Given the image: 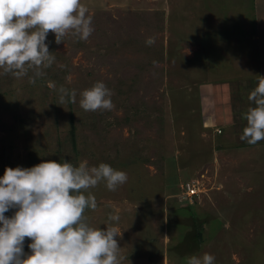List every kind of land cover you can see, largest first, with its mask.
<instances>
[{"label":"rangeland","instance_id":"rangeland-1","mask_svg":"<svg viewBox=\"0 0 264 264\" xmlns=\"http://www.w3.org/2000/svg\"><path fill=\"white\" fill-rule=\"evenodd\" d=\"M80 2L92 34L56 44L49 32L56 58L35 84L31 69L21 79L0 69V177L47 160L106 163L127 181L88 189L96 208L84 216L118 229L120 264L204 253L214 264H264V140H240L248 94L264 76V0ZM98 81L114 108L86 112L80 93ZM61 86L75 103H59ZM189 182L191 204L181 195Z\"/></svg>","mask_w":264,"mask_h":264},{"label":"clouds","instance_id":"clouds-1","mask_svg":"<svg viewBox=\"0 0 264 264\" xmlns=\"http://www.w3.org/2000/svg\"><path fill=\"white\" fill-rule=\"evenodd\" d=\"M80 0H0V69L16 79L34 74L35 84L50 67L55 54L45 43L49 32L60 44L67 35L87 40L92 34V17ZM155 37H148L152 46ZM248 94L254 106L247 109L241 141L250 145L264 140V76ZM49 87L55 89L54 84ZM59 103H75L76 91L61 86ZM112 91L96 82L80 93L79 106L86 112L114 108ZM105 182L109 191L127 181V174L106 163L89 167L70 162L42 161L30 168L4 169L0 177V264H120L118 229L89 226L85 209H95L96 199L88 189ZM17 209L11 218L4 214ZM109 221H118L110 215ZM121 234V233H120ZM119 234V236H120ZM25 238L30 254L23 251ZM215 257L204 253L192 255L186 264H214Z\"/></svg>","mask_w":264,"mask_h":264},{"label":"built area","instance_id":"built-area-1","mask_svg":"<svg viewBox=\"0 0 264 264\" xmlns=\"http://www.w3.org/2000/svg\"><path fill=\"white\" fill-rule=\"evenodd\" d=\"M196 187L192 182L184 184V188H181V195L185 199L184 201L191 204V199L195 196Z\"/></svg>","mask_w":264,"mask_h":264},{"label":"trees","instance_id":"trees-1","mask_svg":"<svg viewBox=\"0 0 264 264\" xmlns=\"http://www.w3.org/2000/svg\"><path fill=\"white\" fill-rule=\"evenodd\" d=\"M73 131H74V128L71 125L70 128H69V134H70L71 140L73 138Z\"/></svg>","mask_w":264,"mask_h":264}]
</instances>
